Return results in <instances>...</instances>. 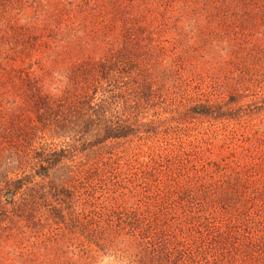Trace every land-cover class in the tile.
<instances>
[{
  "label": "trees",
  "instance_id": "trees-1",
  "mask_svg": "<svg viewBox=\"0 0 264 264\" xmlns=\"http://www.w3.org/2000/svg\"><path fill=\"white\" fill-rule=\"evenodd\" d=\"M264 264V0H0V264Z\"/></svg>",
  "mask_w": 264,
  "mask_h": 264
},
{
  "label": "rangeland",
  "instance_id": "rangeland-1",
  "mask_svg": "<svg viewBox=\"0 0 264 264\" xmlns=\"http://www.w3.org/2000/svg\"><path fill=\"white\" fill-rule=\"evenodd\" d=\"M109 261L106 257H100L96 264H110Z\"/></svg>",
  "mask_w": 264,
  "mask_h": 264
}]
</instances>
